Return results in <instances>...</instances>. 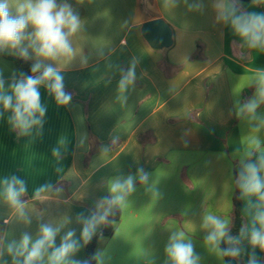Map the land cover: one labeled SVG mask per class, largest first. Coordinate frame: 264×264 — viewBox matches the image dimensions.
Masks as SVG:
<instances>
[{
    "label": "crops",
    "instance_id": "1",
    "mask_svg": "<svg viewBox=\"0 0 264 264\" xmlns=\"http://www.w3.org/2000/svg\"><path fill=\"white\" fill-rule=\"evenodd\" d=\"M70 2L85 23L75 47L89 57L86 67L77 60L62 72L72 107L57 108L41 89L48 105L42 136L18 137L0 121V177L23 179L26 200L44 183L62 186L66 203L36 207L51 216L61 211L75 216L108 194L104 180L143 168L160 195L147 193L137 181L113 235L103 240L98 235L96 251H105V264H165L170 230L193 240L201 264H225L203 246L201 216L217 214L232 222L235 153L241 145L264 152V130L251 131L234 108L237 99L253 96L255 87L245 85L251 75L264 71V53L234 44L236 38L214 26L207 9L188 12L185 5L172 8L167 0ZM239 4L249 12H264L250 2ZM157 19L171 30L170 46H151L142 35L143 25ZM101 47H106L103 57L96 51ZM7 56L0 58L5 76L21 72ZM133 58L138 60L136 82L123 102L124 94L117 91L119 68L127 69ZM258 111L264 113V106ZM78 132L87 133L86 149L77 147ZM61 135L69 144L59 160L52 149ZM102 146L110 150L101 152ZM73 227L79 235V227ZM8 228L0 219V230ZM12 228L16 238L25 230ZM27 230L35 232L36 223ZM257 255L264 264V253L257 250ZM77 258H86V248ZM247 259L245 254L231 264H247Z\"/></svg>",
    "mask_w": 264,
    "mask_h": 264
},
{
    "label": "clouds",
    "instance_id": "2",
    "mask_svg": "<svg viewBox=\"0 0 264 264\" xmlns=\"http://www.w3.org/2000/svg\"><path fill=\"white\" fill-rule=\"evenodd\" d=\"M167 2L172 8L183 4L193 13L203 14L206 9L210 10L213 25L229 30L236 38L234 44L264 53V12L246 11L239 0ZM82 3L84 0H76V4ZM252 7H264V0H252ZM84 28V20L70 0H0V58L8 55L32 61L30 74L11 71L6 77L0 68V121H6L18 137L43 135L48 105L42 102L41 89L57 108L72 107L73 96L66 91L62 72L77 60L81 68L87 66L89 57L83 50L77 52L74 44V38L84 34ZM106 47L96 49L99 56H104ZM137 63L133 58L127 69L119 68L117 91L124 94L123 102L127 101L125 93L129 87L135 85ZM250 86L255 87L253 96L243 102L237 99L235 114L251 131L261 132L264 113L258 110L264 106V71L249 77L245 87ZM245 87L234 95L238 97ZM87 140V133L78 132L77 147L86 149ZM68 144V137L61 135L52 154L60 160ZM109 150L108 146L100 149L105 153ZM235 156L239 161L238 172L232 184L243 202L244 222L233 234L230 220L217 214L202 215L200 229L206 233L203 246L222 262L225 258L237 260L246 254L247 264H262L257 250L264 253V152L259 147L241 145ZM148 180L149 174L143 168L137 169L135 175L108 178L103 181L108 194L97 199L87 212L73 216L71 211H61L51 216L36 204L59 206L66 203L67 200L62 199V186L44 183L34 189L30 200H26L28 189L23 179L16 175L0 177V209L4 210L0 219L9 226L7 230H0V264H93V261L105 264L104 250L84 259L77 257L94 237L99 235L103 240L102 229L111 226L113 218L123 211L136 192L137 181L146 186L147 193L159 197V192ZM33 223L37 230L28 231ZM13 225L25 229L18 238ZM73 225L79 227V235ZM164 252L165 264H201L193 240L175 230H170Z\"/></svg>",
    "mask_w": 264,
    "mask_h": 264
},
{
    "label": "trees",
    "instance_id": "3",
    "mask_svg": "<svg viewBox=\"0 0 264 264\" xmlns=\"http://www.w3.org/2000/svg\"><path fill=\"white\" fill-rule=\"evenodd\" d=\"M141 1L142 3H145L146 1H150V0H141ZM239 1L252 3V0H239ZM7 57L15 61V63L17 64L21 72L25 74H30L31 63L29 61L25 62V61H22L20 59H17L11 56H7ZM237 172L238 171H235V176ZM238 196H239V193H238V190H236V193L233 198V213H232V222H231L233 226V234H236L238 232L239 226L241 225V223L244 222V217L242 215V201L238 199ZM121 214L122 212L117 213V216L113 218L115 220L111 226L103 228L102 230L103 236L111 237L113 235L115 231V225L120 220ZM97 241H98V236L94 237L91 243L86 247V258L91 257L93 253H95ZM224 261H225V264H231L232 260L225 258ZM93 264H95V261H93Z\"/></svg>",
    "mask_w": 264,
    "mask_h": 264
},
{
    "label": "water",
    "instance_id": "4",
    "mask_svg": "<svg viewBox=\"0 0 264 264\" xmlns=\"http://www.w3.org/2000/svg\"><path fill=\"white\" fill-rule=\"evenodd\" d=\"M142 35L146 41L154 47L170 46L172 33L164 21L157 19L146 22L142 27Z\"/></svg>",
    "mask_w": 264,
    "mask_h": 264
}]
</instances>
